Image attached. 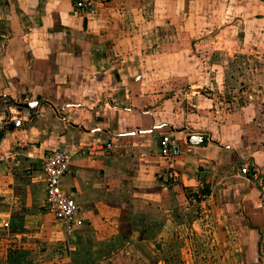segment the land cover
<instances>
[{"label": "crops", "instance_id": "crops-1", "mask_svg": "<svg viewBox=\"0 0 264 264\" xmlns=\"http://www.w3.org/2000/svg\"><path fill=\"white\" fill-rule=\"evenodd\" d=\"M73 1L0 0V119L19 121L0 129V264H264V204L239 171L264 168V0ZM231 41L234 69L194 64L193 46ZM53 151L69 232L44 205Z\"/></svg>", "mask_w": 264, "mask_h": 264}, {"label": "built area", "instance_id": "built-area-1", "mask_svg": "<svg viewBox=\"0 0 264 264\" xmlns=\"http://www.w3.org/2000/svg\"><path fill=\"white\" fill-rule=\"evenodd\" d=\"M75 11L83 15H93L96 13V3L94 0H74ZM9 118L0 119V129H4ZM175 141L169 134H162L159 138V148L161 156L168 161L167 167L172 169V156ZM69 156L61 151L47 153L41 162V170L46 185L45 208L52 214L54 219L62 224L69 232L75 227L81 226L82 221L76 217L77 206L72 197L63 190L61 178L67 172ZM240 174L250 176L258 190V197L264 204V168L250 167L247 163L240 164Z\"/></svg>", "mask_w": 264, "mask_h": 264}, {"label": "rangeland", "instance_id": "rangeland-1", "mask_svg": "<svg viewBox=\"0 0 264 264\" xmlns=\"http://www.w3.org/2000/svg\"><path fill=\"white\" fill-rule=\"evenodd\" d=\"M224 43L223 44L218 43L216 45H212L210 42H208V44H204L201 46H193V52L196 53L194 64L197 67H201V68L202 67L206 68L207 66H210V67L215 68V69H217L218 67H222V66L230 67V65H231L230 68L234 69V64H236V59H233L234 61H229V60H223L222 57H219V56H237V54L234 53V45H233L232 41L230 43H228V42H224ZM224 46H225L226 50L222 49ZM168 50H169V48L165 47L163 51L169 52ZM221 50H223L225 53H222L223 51H221ZM207 56H211L210 60L207 58ZM159 58H161V57H157V63H158ZM163 58H165V56H163ZM184 58L183 59L179 58L180 59L179 63H181L182 69H186L187 65H189V63H187L186 61L187 60L190 61L188 57H187V59L185 58L186 60ZM175 83L178 84V86L183 85V87H185V85L182 84L181 79L176 80ZM50 116L51 115L49 114L47 119H49ZM47 123L51 124L49 122H47ZM37 240H39V239H37ZM155 254L149 252V255L146 256V254H145L146 259L143 256L144 260H142V255L140 253L139 254L136 253L135 255H137L136 256L137 260L133 261V264H157V261L155 258V256H157V255H155ZM37 255H39V254L36 253V256ZM21 256H23V254L20 255V257ZM152 258L154 260V263H152V261H151ZM28 261H30V260H28ZM18 262L14 261V263H11V264H20V263L25 264L26 260L21 262V259H18ZM78 262L79 261H76V263H78ZM89 263H93V262L92 261H89V262L86 261V264H89ZM34 264H38V263H34Z\"/></svg>", "mask_w": 264, "mask_h": 264}, {"label": "water", "instance_id": "water-1", "mask_svg": "<svg viewBox=\"0 0 264 264\" xmlns=\"http://www.w3.org/2000/svg\"><path fill=\"white\" fill-rule=\"evenodd\" d=\"M17 107L33 111L37 107L36 101L20 102L16 104ZM19 125V121H12L7 125V130L11 131L15 126ZM205 138L202 135L188 134L185 137V143L188 145H201L204 143Z\"/></svg>", "mask_w": 264, "mask_h": 264}]
</instances>
